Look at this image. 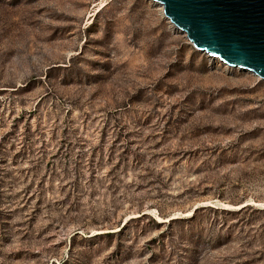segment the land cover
Returning a JSON list of instances; mask_svg holds the SVG:
<instances>
[{"label": "rangeland", "instance_id": "rangeland-1", "mask_svg": "<svg viewBox=\"0 0 264 264\" xmlns=\"http://www.w3.org/2000/svg\"><path fill=\"white\" fill-rule=\"evenodd\" d=\"M0 264H264V79L153 0H0Z\"/></svg>", "mask_w": 264, "mask_h": 264}, {"label": "water", "instance_id": "water-1", "mask_svg": "<svg viewBox=\"0 0 264 264\" xmlns=\"http://www.w3.org/2000/svg\"><path fill=\"white\" fill-rule=\"evenodd\" d=\"M189 42L264 79V0H153Z\"/></svg>", "mask_w": 264, "mask_h": 264}, {"label": "bare ground", "instance_id": "bare-ground-1", "mask_svg": "<svg viewBox=\"0 0 264 264\" xmlns=\"http://www.w3.org/2000/svg\"><path fill=\"white\" fill-rule=\"evenodd\" d=\"M160 5V4H159ZM161 6V5H160ZM157 219H158V221H160V220H166L167 218H163V219H161L160 217H158L157 216Z\"/></svg>", "mask_w": 264, "mask_h": 264}, {"label": "trees", "instance_id": "trees-1", "mask_svg": "<svg viewBox=\"0 0 264 264\" xmlns=\"http://www.w3.org/2000/svg\"><path fill=\"white\" fill-rule=\"evenodd\" d=\"M120 229V228H119Z\"/></svg>", "mask_w": 264, "mask_h": 264}]
</instances>
